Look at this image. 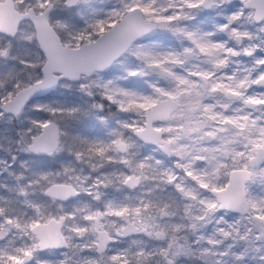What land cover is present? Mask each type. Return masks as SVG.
I'll use <instances>...</instances> for the list:
<instances>
[{
	"label": "snow or ice",
	"instance_id": "6c2138e0",
	"mask_svg": "<svg viewBox=\"0 0 264 264\" xmlns=\"http://www.w3.org/2000/svg\"><path fill=\"white\" fill-rule=\"evenodd\" d=\"M0 264H264V0H0Z\"/></svg>",
	"mask_w": 264,
	"mask_h": 264
}]
</instances>
